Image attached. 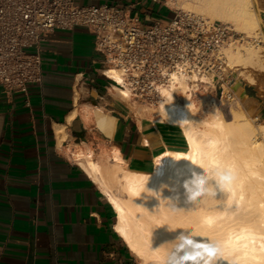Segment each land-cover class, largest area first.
Returning a JSON list of instances; mask_svg holds the SVG:
<instances>
[{
    "label": "crops",
    "instance_id": "crops-1",
    "mask_svg": "<svg viewBox=\"0 0 264 264\" xmlns=\"http://www.w3.org/2000/svg\"><path fill=\"white\" fill-rule=\"evenodd\" d=\"M74 1L118 5L143 21L173 15L168 0ZM256 5L264 35V0ZM34 51L43 80L29 87L31 106L0 89V264H137L74 154L89 151L101 166L114 165L116 154L128 170L148 173L156 155L183 147L180 133L113 94L86 28L50 31ZM241 95L264 102V89Z\"/></svg>",
    "mask_w": 264,
    "mask_h": 264
},
{
    "label": "bare ground",
    "instance_id": "bare-ground-1",
    "mask_svg": "<svg viewBox=\"0 0 264 264\" xmlns=\"http://www.w3.org/2000/svg\"><path fill=\"white\" fill-rule=\"evenodd\" d=\"M176 2L245 35V44L230 45L224 54L227 67H240L239 77L254 84L252 71L264 73V44L252 42H264L255 1L167 3ZM105 74L113 81V94L127 101L129 92L115 84L121 81L118 71L110 68ZM201 83H211V76L202 75ZM190 90L184 78L177 89L162 90L152 120L177 128L183 147H167L156 155L150 172L128 170L116 154L112 171L92 160L89 151L74 156L83 157L80 165L114 210L115 231L144 264H264V124L252 123L238 103L228 108L226 119L214 108V99L207 98L206 88ZM237 152L245 161L238 160ZM112 182L126 197L114 192ZM196 252L200 255L194 261L182 259Z\"/></svg>",
    "mask_w": 264,
    "mask_h": 264
},
{
    "label": "built area",
    "instance_id": "built-area-1",
    "mask_svg": "<svg viewBox=\"0 0 264 264\" xmlns=\"http://www.w3.org/2000/svg\"><path fill=\"white\" fill-rule=\"evenodd\" d=\"M86 28L99 56L100 75L114 68L129 92L128 102L156 105L163 89H177L184 78L190 91L201 76L221 83L227 63L224 49L243 36L223 22L173 9L167 20H141L114 4L81 5L74 0H0V89L21 94L30 107V85H41V38L55 29ZM27 49H33L28 52ZM198 79V80H197ZM209 85V84H207Z\"/></svg>",
    "mask_w": 264,
    "mask_h": 264
},
{
    "label": "rangeland",
    "instance_id": "rangeland-1",
    "mask_svg": "<svg viewBox=\"0 0 264 264\" xmlns=\"http://www.w3.org/2000/svg\"><path fill=\"white\" fill-rule=\"evenodd\" d=\"M179 1H180V3L190 4V5H195L197 3V0H179ZM254 1L256 4L257 0H254ZM169 7H171L172 9H177L179 11H185V12H189V13H197L195 8H191L190 10L189 9L186 10L185 8L179 7L177 2H176V4H172ZM259 9L260 8L256 5V10L260 14ZM202 17L207 18L209 21L223 22L218 18L211 19L205 15H203ZM223 23H225V22H223ZM231 27L234 29V31L239 33V31L236 30L234 28V26H231ZM240 34L242 36H245L242 33H240ZM245 42H246V39L243 37V40L240 43H236L234 45H238V44H242V43L245 44ZM252 42L254 44H260V45L264 44L263 41H261V42L252 41ZM27 51L32 52L33 49H27ZM236 69H237V71H233V68L227 67V69L225 70L226 74L224 75V79L222 80L221 83H213L214 86H212L211 83H208L209 85H207V83H206V84L202 85V87H199V88H201V89L206 88L207 98L209 100H211L212 98L214 99V102L216 103L214 108H216L217 111H221L222 112L221 114H223L224 117H226L228 115L226 117V119H228L229 115H230V113H228L229 112L228 108H230L231 105L238 103V104H241L240 106L242 107L246 117L252 123L264 124V102L260 103L257 100H250L249 101L241 95V93H243V91H245V90L247 91V90L251 89L252 87H255L258 91H259V89H264V73L252 71V74H253L252 77L255 79L256 82L254 84H250V83L244 81L243 79H241L239 77L241 68L238 67ZM237 82H241V83L235 89L234 86L236 85ZM177 98L179 101H181V94L180 93L177 94ZM119 99H121V98H119ZM261 99H264V98H261ZM126 103L130 106V108L134 109L135 114L137 113V115H139V113H140V116L141 115H150L151 118L153 116H155V113L153 110L155 109L157 104L152 105V106H142V105H140V103H132V102H128V100L126 101ZM209 109H210L209 111L207 110L208 114H210L209 112L213 110L211 105L209 106ZM237 158L239 161H243V160L245 161V156L241 152H237ZM110 165L111 164L108 163V164H105L103 166L108 168V170L110 169L112 171L111 168L116 167V165L112 166V167ZM103 166H102V168H104ZM106 168L103 169V173L107 175V172H110V171H107ZM118 186L119 185L112 182V188H116V189H113L114 192H116L117 195H119L122 198L126 197L125 192L123 190H121L122 188L120 189ZM211 260H214L216 262L217 257H213ZM136 261H137V264H144L143 261L141 259H139L137 256H136Z\"/></svg>",
    "mask_w": 264,
    "mask_h": 264
},
{
    "label": "snow or ice",
    "instance_id": "snow-or-ice-1",
    "mask_svg": "<svg viewBox=\"0 0 264 264\" xmlns=\"http://www.w3.org/2000/svg\"><path fill=\"white\" fill-rule=\"evenodd\" d=\"M185 243L188 244V245H194V247L197 248V249H201V248L206 249L207 248V245L201 244V243H194L191 240H186ZM181 248H183V245H181ZM211 254L212 253L209 252V255H211ZM199 255H200L199 252H196L195 254H190V255L189 254H186V255H184L182 257V259L183 260H193L194 261L196 259V257L199 256Z\"/></svg>",
    "mask_w": 264,
    "mask_h": 264
},
{
    "label": "water",
    "instance_id": "water-1",
    "mask_svg": "<svg viewBox=\"0 0 264 264\" xmlns=\"http://www.w3.org/2000/svg\"><path fill=\"white\" fill-rule=\"evenodd\" d=\"M241 82H237L234 88H236L238 85H240Z\"/></svg>",
    "mask_w": 264,
    "mask_h": 264
}]
</instances>
